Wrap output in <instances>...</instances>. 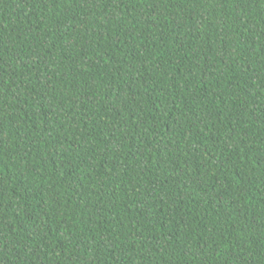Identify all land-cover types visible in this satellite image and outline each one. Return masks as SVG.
I'll list each match as a JSON object with an SVG mask.
<instances>
[{"label":"trees","instance_id":"trees-1","mask_svg":"<svg viewBox=\"0 0 264 264\" xmlns=\"http://www.w3.org/2000/svg\"><path fill=\"white\" fill-rule=\"evenodd\" d=\"M0 264H264V0H0Z\"/></svg>","mask_w":264,"mask_h":264}]
</instances>
